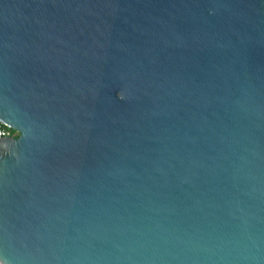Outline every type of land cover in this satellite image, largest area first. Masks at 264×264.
Instances as JSON below:
<instances>
[{"label": "water", "instance_id": "95a60500", "mask_svg": "<svg viewBox=\"0 0 264 264\" xmlns=\"http://www.w3.org/2000/svg\"><path fill=\"white\" fill-rule=\"evenodd\" d=\"M2 264H264V0H0Z\"/></svg>", "mask_w": 264, "mask_h": 264}, {"label": "built area", "instance_id": "2783aa9c", "mask_svg": "<svg viewBox=\"0 0 264 264\" xmlns=\"http://www.w3.org/2000/svg\"><path fill=\"white\" fill-rule=\"evenodd\" d=\"M19 136V132L14 130L13 128L5 125L4 123L0 122V138H16ZM0 264H2L0 262Z\"/></svg>", "mask_w": 264, "mask_h": 264}]
</instances>
